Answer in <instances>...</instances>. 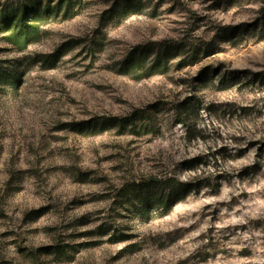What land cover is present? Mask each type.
<instances>
[{
  "label": "rangeland",
  "instance_id": "rangeland-1",
  "mask_svg": "<svg viewBox=\"0 0 264 264\" xmlns=\"http://www.w3.org/2000/svg\"><path fill=\"white\" fill-rule=\"evenodd\" d=\"M141 2L84 0L23 50L0 35V264H264V0ZM181 40L193 64L120 73L134 46ZM198 155L202 188L152 205Z\"/></svg>",
  "mask_w": 264,
  "mask_h": 264
},
{
  "label": "trees",
  "instance_id": "trees-1",
  "mask_svg": "<svg viewBox=\"0 0 264 264\" xmlns=\"http://www.w3.org/2000/svg\"><path fill=\"white\" fill-rule=\"evenodd\" d=\"M84 0H5L0 2V35L10 44L20 50L26 49L32 44L39 42L44 35V26L50 22L63 21L75 17L83 5ZM125 7L127 11L140 10L143 7L141 0H116L107 12L112 14L115 7ZM238 29V27H235ZM190 44L181 41L176 42H149L134 46L120 62V73L132 74L138 77L150 76L153 74H165L169 71L171 61L180 58V64H193L198 52L190 50ZM68 49L58 48L52 53L45 54L43 61L48 65H54L65 54ZM197 53V54H196ZM211 49H205L203 56L211 55ZM204 73L199 78L204 80ZM198 104L194 96H186L179 101L177 106L182 115L179 122L188 127L187 113L192 112ZM184 115V117H183ZM97 119L87 122L74 123L78 130L87 129L95 133L98 129ZM103 127L119 125L124 128L131 125L133 116H110L102 119ZM197 134L193 135L196 137ZM203 163V156H196L186 163L195 176L188 180H179L176 177L168 176L164 180L154 179L151 184L157 187L163 186L161 193L152 205L168 208L176 199L186 195L190 190H200L203 186L202 175L199 174L200 165ZM171 200V202H170Z\"/></svg>",
  "mask_w": 264,
  "mask_h": 264
},
{
  "label": "water",
  "instance_id": "water-1",
  "mask_svg": "<svg viewBox=\"0 0 264 264\" xmlns=\"http://www.w3.org/2000/svg\"><path fill=\"white\" fill-rule=\"evenodd\" d=\"M157 180V179H156Z\"/></svg>",
  "mask_w": 264,
  "mask_h": 264
}]
</instances>
